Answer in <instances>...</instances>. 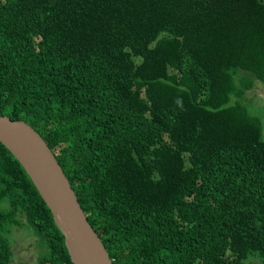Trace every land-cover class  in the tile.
<instances>
[{
	"label": "trees",
	"instance_id": "16d2710c",
	"mask_svg": "<svg viewBox=\"0 0 264 264\" xmlns=\"http://www.w3.org/2000/svg\"><path fill=\"white\" fill-rule=\"evenodd\" d=\"M255 81L264 0H0V117L49 145L113 264H264ZM22 218L39 264H73L0 143V264Z\"/></svg>",
	"mask_w": 264,
	"mask_h": 264
},
{
	"label": "water",
	"instance_id": "95a60500",
	"mask_svg": "<svg viewBox=\"0 0 264 264\" xmlns=\"http://www.w3.org/2000/svg\"><path fill=\"white\" fill-rule=\"evenodd\" d=\"M0 143L16 157L50 209L73 264H113L71 180L35 129L27 122L2 116Z\"/></svg>",
	"mask_w": 264,
	"mask_h": 264
},
{
	"label": "rangeland",
	"instance_id": "374dc122",
	"mask_svg": "<svg viewBox=\"0 0 264 264\" xmlns=\"http://www.w3.org/2000/svg\"><path fill=\"white\" fill-rule=\"evenodd\" d=\"M238 73L235 76L236 81L241 78L246 80L250 78L247 73ZM246 98L251 112L264 121V85L259 81H255L254 87L246 92ZM22 219L24 221L22 227L11 229V237L13 238L12 250L14 251L12 264H39L40 257L43 253H46V250L43 252L39 244V238L35 234L30 233L26 219Z\"/></svg>",
	"mask_w": 264,
	"mask_h": 264
},
{
	"label": "clouds",
	"instance_id": "9594fccd",
	"mask_svg": "<svg viewBox=\"0 0 264 264\" xmlns=\"http://www.w3.org/2000/svg\"><path fill=\"white\" fill-rule=\"evenodd\" d=\"M44 140V139H43ZM45 141V140H44ZM57 160V159H56ZM60 165V164H59Z\"/></svg>",
	"mask_w": 264,
	"mask_h": 264
}]
</instances>
